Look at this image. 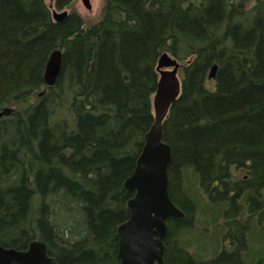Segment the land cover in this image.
<instances>
[{
  "label": "trees",
  "instance_id": "16d2710c",
  "mask_svg": "<svg viewBox=\"0 0 264 264\" xmlns=\"http://www.w3.org/2000/svg\"><path fill=\"white\" fill-rule=\"evenodd\" d=\"M162 53L183 63L162 131L168 196L185 214L166 220L164 264H249L247 232L264 225V0H104L90 24L73 10L54 20L47 0H0V245L39 239L58 264H118L132 196L122 183L153 123ZM186 171L221 208L217 237L233 251L219 238V253L196 261L175 240L193 219Z\"/></svg>",
  "mask_w": 264,
  "mask_h": 264
},
{
  "label": "water",
  "instance_id": "95a60500",
  "mask_svg": "<svg viewBox=\"0 0 264 264\" xmlns=\"http://www.w3.org/2000/svg\"><path fill=\"white\" fill-rule=\"evenodd\" d=\"M90 9V0H80ZM66 13H53L62 20ZM180 64L167 53L157 60L158 80L152 96L154 121L144 135V143L136 159L132 173L123 181V188L132 193L126 201L128 218L120 223L118 235V264H164V238L167 234L166 220L183 218L184 213L168 196L167 168L171 161L170 146L163 141L162 122L173 101L181 90L178 76ZM216 65H212L208 78L214 77ZM61 71V51L53 50L45 66L43 82L51 87ZM7 110L0 112V115ZM0 264H57L47 253L46 245L40 240L30 241L25 249L0 245Z\"/></svg>",
  "mask_w": 264,
  "mask_h": 264
},
{
  "label": "rangeland",
  "instance_id": "374dc122",
  "mask_svg": "<svg viewBox=\"0 0 264 264\" xmlns=\"http://www.w3.org/2000/svg\"><path fill=\"white\" fill-rule=\"evenodd\" d=\"M103 7L104 0H91L90 10L85 9L80 0H74L64 9L68 12L74 10L80 14L86 24H90L101 17ZM178 75L181 79L180 71ZM31 99L34 100V97ZM180 185L183 188V193L193 202L194 209L191 227L178 232L175 240L198 260L204 261L213 258L219 249L216 244L219 243V238L221 240L223 237V234L219 238L217 237V229H221L220 226L223 223L222 215L218 210L221 208L214 204H208L204 199L198 190L195 174L189 171L184 172ZM215 212L217 213L216 220H214ZM258 225L253 223L247 232L248 247L251 251L250 257H247L249 264H264V225L261 227ZM204 246L207 247L206 251L202 250Z\"/></svg>",
  "mask_w": 264,
  "mask_h": 264
},
{
  "label": "bare ground",
  "instance_id": "6f19581e",
  "mask_svg": "<svg viewBox=\"0 0 264 264\" xmlns=\"http://www.w3.org/2000/svg\"><path fill=\"white\" fill-rule=\"evenodd\" d=\"M55 0H48L47 2H48V6L50 7V9H51V15H52V18L54 19V20H56L55 18H54V16H53V13H56V14H59V13H62V12H65L66 13V15L69 13L66 9H64V8H62V9H56V8H54V6H53V2H54ZM66 8V7H65ZM85 8V7H84ZM86 9V8H85ZM90 9H91V3H90ZM90 9H87V10H90ZM72 11V10H71ZM74 11V10H73ZM65 15V16H66ZM56 21H60V20H56ZM54 50H60V49H54ZM52 52V51H51ZM50 55V54H49ZM49 57V56H48ZM46 63H47V61H46ZM45 66H46V64H45ZM61 68H62V63H61ZM44 70H45V67H44ZM43 73H44V71H43ZM60 73H61V71H60ZM59 77V76H58ZM56 83V82H55ZM152 111H153V109H152ZM153 121H154V113H153ZM164 121V120H163ZM163 123V122H162ZM153 124V123H152ZM151 127V126H150ZM145 135V134H144ZM143 143H144V136H143ZM143 146V145H142ZM142 149V148H141ZM141 151V150H140ZM139 154H140V152H139ZM139 156V155H138ZM138 156H137V158H138ZM136 158V159H137ZM136 162V161H135ZM134 169V168H133ZM133 171V170H132ZM132 173V172H131ZM128 177V176H127ZM126 177V178H127ZM125 180V179H124ZM123 180V181H124ZM123 184V183H122ZM123 186V185H122ZM125 190V189H124ZM126 191V190H125ZM127 192V191H126ZM128 193H130V192H128ZM180 209V208H179ZM184 216H185V214H184ZM183 216V217H184ZM253 223H256L257 225H258V227H261V226H263V224H261L259 221H257L256 219L254 220V222ZM33 240H39V239H33ZM32 241V240H31ZM41 241V240H40ZM43 242V241H42Z\"/></svg>",
  "mask_w": 264,
  "mask_h": 264
},
{
  "label": "flooded vegetation",
  "instance_id": "af4514ba",
  "mask_svg": "<svg viewBox=\"0 0 264 264\" xmlns=\"http://www.w3.org/2000/svg\"><path fill=\"white\" fill-rule=\"evenodd\" d=\"M184 213V212H183ZM232 243V244H231ZM163 244H164V241H163ZM237 242L236 240H233L232 242H230L229 238H225V235H223L222 239H221V244H220V248H222L224 251L226 252H231L234 250V246H236ZM220 248L217 250V254L219 253V250ZM164 250H165V246H164ZM164 254V252H163ZM216 254V255H217ZM215 255V256H216ZM53 257V256H52ZM55 258V257H54ZM56 259V258H55ZM208 260V259H207ZM242 260V258H241ZM196 261H201V260H196ZM205 261V260H204ZM57 262V261H56ZM163 262H164V259H163ZM58 264V263H57Z\"/></svg>",
  "mask_w": 264,
  "mask_h": 264
}]
</instances>
